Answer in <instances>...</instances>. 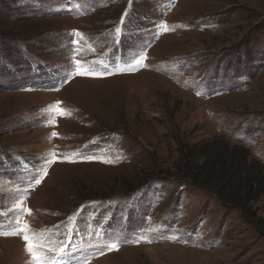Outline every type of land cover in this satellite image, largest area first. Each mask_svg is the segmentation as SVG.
I'll return each instance as SVG.
<instances>
[{
	"label": "rangeland",
	"instance_id": "obj_1",
	"mask_svg": "<svg viewBox=\"0 0 264 264\" xmlns=\"http://www.w3.org/2000/svg\"><path fill=\"white\" fill-rule=\"evenodd\" d=\"M216 142L264 167V0H0V264L20 201L53 264H264V197L182 170Z\"/></svg>",
	"mask_w": 264,
	"mask_h": 264
},
{
	"label": "trees",
	"instance_id": "obj_2",
	"mask_svg": "<svg viewBox=\"0 0 264 264\" xmlns=\"http://www.w3.org/2000/svg\"><path fill=\"white\" fill-rule=\"evenodd\" d=\"M180 152L186 176L223 202L240 204L264 197V167L239 146L184 144Z\"/></svg>",
	"mask_w": 264,
	"mask_h": 264
},
{
	"label": "snow or ice",
	"instance_id": "obj_3",
	"mask_svg": "<svg viewBox=\"0 0 264 264\" xmlns=\"http://www.w3.org/2000/svg\"><path fill=\"white\" fill-rule=\"evenodd\" d=\"M77 6L79 7L80 5L77 4ZM160 26L163 27L165 31L169 30L166 25H160ZM81 36L82 34L78 32L73 33L74 38L81 37ZM145 59H146V55L138 54V58L134 57L135 65H142ZM135 65H133L132 67L119 68L117 69V71H120V72L132 71L134 70ZM75 74L83 75V76L100 77V76H103L105 73L97 72L93 66L81 65L79 62H77L75 66ZM52 107L55 110L59 111V104L53 105ZM52 135L56 136L57 134L53 133ZM68 162H72V161L69 160ZM104 162H108V161H104ZM44 174L46 175V171L44 172ZM34 181L36 183L40 182L38 177H34ZM22 204H23V201H20L16 205V208L19 209V211L13 217L14 226L12 230L10 232H4L2 234L13 235V236L22 235V238L26 245V251L29 253V255L32 258V264H53V262L48 257L41 254L42 249L44 247L42 244V240H43L42 235L37 234L34 230H32L31 226L27 222L21 223L25 214L31 215V211L28 209H24L22 207ZM108 247L110 250H118V246L115 242L108 245ZM84 264H89V262L85 261Z\"/></svg>",
	"mask_w": 264,
	"mask_h": 264
}]
</instances>
